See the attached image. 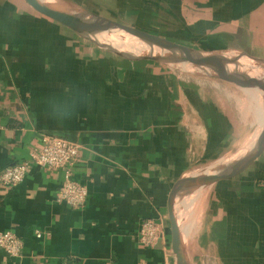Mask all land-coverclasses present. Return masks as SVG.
<instances>
[{"label":"crops","instance_id":"crops-1","mask_svg":"<svg viewBox=\"0 0 264 264\" xmlns=\"http://www.w3.org/2000/svg\"><path fill=\"white\" fill-rule=\"evenodd\" d=\"M154 1L133 13L158 12L160 1L170 20L179 13L182 27L209 34L214 46L203 51L264 60V0ZM71 98L79 102L73 117L54 118L51 103ZM229 98L161 62L97 47L31 0H0V172L30 159L51 135L82 145L72 178L88 189L83 208L60 202L65 173L40 165L16 187L0 184V231L24 241L19 257L0 249V264H177L174 185L236 159L264 124ZM211 186L208 219L220 264H264V151ZM146 219L166 226L151 247L139 241Z\"/></svg>","mask_w":264,"mask_h":264},{"label":"water","instance_id":"water-1","mask_svg":"<svg viewBox=\"0 0 264 264\" xmlns=\"http://www.w3.org/2000/svg\"><path fill=\"white\" fill-rule=\"evenodd\" d=\"M45 13L68 26L76 33L90 38L100 46L118 55L132 59H148L179 67L189 71H201L207 74L214 71L216 76L227 81L248 82L264 92V60L253 57L241 50L196 51L177 44L161 36L132 27L123 22L100 16L94 12H75L56 0H31ZM110 31H121L132 38H137L150 46L148 53L133 54L128 48L111 45L104 34ZM106 38V40H105ZM243 59H246L244 61ZM246 65L260 77H246L241 72L231 70V63ZM264 151V124L254 143L239 157L232 161L218 164L196 173L184 176L174 185L170 194L172 248L177 264H189L182 236V227L178 219L177 204L181 195L191 189L201 188L230 176H235L251 165Z\"/></svg>","mask_w":264,"mask_h":264},{"label":"rangeland","instance_id":"rangeland-1","mask_svg":"<svg viewBox=\"0 0 264 264\" xmlns=\"http://www.w3.org/2000/svg\"><path fill=\"white\" fill-rule=\"evenodd\" d=\"M56 1L78 13H82L83 11L86 10L89 12H94L106 18H111L123 22L127 25L128 24H138L141 26L144 25L145 27H135V28L161 36L172 42L189 47L196 51L210 50L207 48H209L210 46L211 47L214 46V44L210 43L209 34L207 36H202L201 34L199 35L198 27H194V28L182 27V24L179 21V13H175V20H170L168 18V15L170 17L172 15H170L166 11L164 5L163 8V6L160 4V1H156V5L159 6L160 11L149 12L150 10L146 9L144 12H140V13L138 12L136 14L133 13L136 9L137 10L138 8L144 9L147 7V5L149 6V4H147L148 2L151 1L152 3H154L155 1L147 0V2H145L142 0H138V3L131 2L130 4L125 3L126 0H56ZM108 5L112 6V10L108 9L109 8ZM213 29L214 27L211 25L210 27L206 28V31L207 30L208 32L211 30L213 31ZM106 34H104L105 37L115 36L119 39H121V37L124 38L125 36L124 33L121 34L118 31H110ZM127 37L129 36H125L126 41L137 40V38H132V37L131 38L129 37L130 39L128 38L127 40ZM91 41L94 42L97 47L103 48L97 42L93 40ZM105 50L110 51L108 49ZM243 60L246 61V59ZM164 65H166L167 67H171L167 64ZM238 65L239 64L237 62L236 64L231 63L232 70L237 71ZM239 68H241V66H239ZM172 69L178 71L179 73L181 72V74L184 75L187 80H191V82L193 83L205 84V86L208 89V92L211 93V95L214 97L218 94L224 100L230 99L229 98L230 95L228 94L227 91L232 92L235 96L240 97L239 98L240 102L238 97H233V99L235 100L234 103H238V107L241 113L243 112V115H246V118H248L249 121L251 122L255 121V123L257 124V123H261L264 120L263 117L264 92L258 87H253L256 90V92L252 93L249 92V90H247L246 88H241L242 84L240 81L230 82L224 79H220L216 76L214 71L210 72V75L209 74L207 75L205 72H202L204 70L189 71L179 67H172ZM245 72L246 71H242V73ZM255 74L256 77H260L256 72ZM250 78L252 77L250 76ZM219 89L221 91H219ZM253 99H255L254 103H252ZM249 100L251 101V103ZM242 101L243 103H241ZM248 104H250V106ZM255 109H257L256 113L254 111ZM249 126L250 124L247 125L246 127ZM244 132H246V130ZM211 185L212 184L201 188L191 189L190 191L181 195L178 200V204H177L178 219L182 227L183 243L189 264H220L218 253L216 251V246H215L216 242L214 239V229L210 228V220L208 219L209 213L207 207L209 202V194L212 189ZM202 190L204 191L207 190L208 192H207V197L205 198L204 201L205 203L203 202V205L199 206L198 204V201H200L199 194L200 192H202ZM183 217H185V220Z\"/></svg>","mask_w":264,"mask_h":264},{"label":"built area","instance_id":"built-area-1","mask_svg":"<svg viewBox=\"0 0 264 264\" xmlns=\"http://www.w3.org/2000/svg\"><path fill=\"white\" fill-rule=\"evenodd\" d=\"M82 145L76 141L46 135L42 146L31 153L30 159L6 167L0 172V184L5 187H16L24 182L34 165L46 167L51 171H63L65 179L58 191V200L73 208H83L88 197L87 187L72 178L73 167L78 162ZM164 221L146 219L141 223L139 241L146 247L154 246L165 237ZM39 238L43 237L37 231ZM24 241L15 233L0 231V249L9 257L22 255Z\"/></svg>","mask_w":264,"mask_h":264},{"label":"bare ground","instance_id":"bare-ground-1","mask_svg":"<svg viewBox=\"0 0 264 264\" xmlns=\"http://www.w3.org/2000/svg\"><path fill=\"white\" fill-rule=\"evenodd\" d=\"M118 32H120L121 34H123V32H121V31H118ZM107 35V34H106ZM125 36H128V35H126L125 34ZM125 36H124V38L123 37H121V39H119V38H117V37H115V36H109L107 39H108V41L107 42H109V43H111V45H115V46H118L119 44H121L122 46H124L123 48H128L129 49V51L131 52V53H133V54H138V55H140V54H142V53H148V52H150L149 51V49H150V46L149 45H147V43H145V42H143V41H141V40H139V39H137V40H132V41H126L125 40ZM128 38L129 37H127V40H128ZM131 38V37H130ZM129 38V39H130ZM105 40H106V38H105ZM119 47V46H118ZM232 70V69H231ZM238 70V72H241L242 73V71H246L245 73H242V74H244V75H246V77H255V78H257L255 75V72H253L252 70H248V67L246 66V65H242V67L241 68H239V69H237ZM195 73V72H194ZM197 73V72H196ZM201 73V72H200ZM207 74V73H206ZM208 75V74H207ZM210 75V74H209ZM241 82V88H246L247 90H249V92H256V90L253 88V86H251V84L250 83H248V82H243V81H240ZM223 87V86H222ZM218 88V87H217ZM228 92V94L230 95V96H232V97H238V96H235L232 92H229V91H227ZM244 93V92H243ZM255 95H256V93H255ZM254 95V96H255ZM240 97H238V99H239ZM254 98V97H253ZM262 98V97H261ZM232 99V98H231ZM249 99V98H248ZM264 99V98H263ZM255 99H253L252 100V103H254L255 101H254ZM261 100V99H260ZM250 101V100H249ZM249 101H247V102H249ZM239 102H240V99H239ZM241 103H243V101L241 102ZM250 103H251V101H250ZM249 106H250V104H248ZM237 106V105H236ZM258 107H259V105H258ZM260 108H261V106H260ZM252 109H253V107H252ZM239 110V109H238ZM256 110L257 109H255L254 111H255V113H256ZM258 110H260V109H258ZM262 110V109H261ZM249 114V113H248ZM261 114H262V112H261ZM256 115V114H255ZM255 118H257V117H255ZM242 143V142H241ZM243 152H244V150H242V151H240L238 154V157L239 156H241L242 154H243ZM208 189V188H207ZM207 190H202V192H200V194H199V199H200V201H198V204H199V206H202L203 205V202L205 201V198H206V196H207ZM187 202V201H186ZM205 203V202H204ZM196 210V209H195ZM194 211V210H193ZM200 213V212H199ZM197 214V213H196ZM201 214V213H200ZM199 215V214H198ZM184 218V220H185V217H183ZM194 220V219H193ZM191 223V222H190Z\"/></svg>","mask_w":264,"mask_h":264},{"label":"clouds","instance_id":"clouds-1","mask_svg":"<svg viewBox=\"0 0 264 264\" xmlns=\"http://www.w3.org/2000/svg\"><path fill=\"white\" fill-rule=\"evenodd\" d=\"M78 103V100L75 98L62 99L55 104L51 103V114L60 121L71 119L76 112Z\"/></svg>","mask_w":264,"mask_h":264}]
</instances>
